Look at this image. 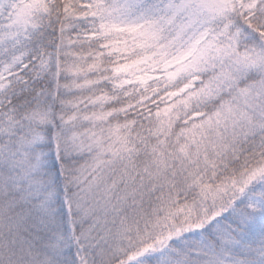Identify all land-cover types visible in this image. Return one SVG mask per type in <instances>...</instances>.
<instances>
[{"label":"snow or ice","instance_id":"1","mask_svg":"<svg viewBox=\"0 0 264 264\" xmlns=\"http://www.w3.org/2000/svg\"><path fill=\"white\" fill-rule=\"evenodd\" d=\"M0 264H264V0H0Z\"/></svg>","mask_w":264,"mask_h":264}]
</instances>
